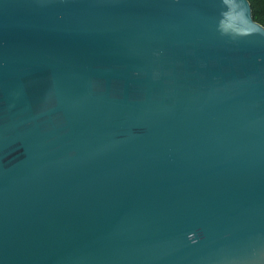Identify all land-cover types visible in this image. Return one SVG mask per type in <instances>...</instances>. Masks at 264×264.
Listing matches in <instances>:
<instances>
[{
	"label": "water",
	"instance_id": "1",
	"mask_svg": "<svg viewBox=\"0 0 264 264\" xmlns=\"http://www.w3.org/2000/svg\"><path fill=\"white\" fill-rule=\"evenodd\" d=\"M0 264H264L248 0H0Z\"/></svg>",
	"mask_w": 264,
	"mask_h": 264
},
{
	"label": "trees",
	"instance_id": "2",
	"mask_svg": "<svg viewBox=\"0 0 264 264\" xmlns=\"http://www.w3.org/2000/svg\"><path fill=\"white\" fill-rule=\"evenodd\" d=\"M251 7V14L257 22L264 27V0H248Z\"/></svg>",
	"mask_w": 264,
	"mask_h": 264
},
{
	"label": "clouds",
	"instance_id": "3",
	"mask_svg": "<svg viewBox=\"0 0 264 264\" xmlns=\"http://www.w3.org/2000/svg\"><path fill=\"white\" fill-rule=\"evenodd\" d=\"M228 27H230V26H225L226 30H227Z\"/></svg>",
	"mask_w": 264,
	"mask_h": 264
}]
</instances>
